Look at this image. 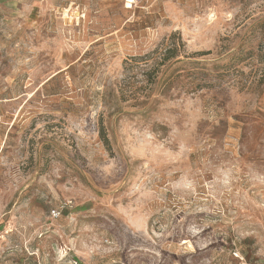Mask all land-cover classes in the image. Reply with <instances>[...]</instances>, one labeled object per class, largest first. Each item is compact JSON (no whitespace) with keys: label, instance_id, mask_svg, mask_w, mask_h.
Wrapping results in <instances>:
<instances>
[{"label":"rangeland","instance_id":"374dc122","mask_svg":"<svg viewBox=\"0 0 264 264\" xmlns=\"http://www.w3.org/2000/svg\"><path fill=\"white\" fill-rule=\"evenodd\" d=\"M0 264H264V0H0Z\"/></svg>","mask_w":264,"mask_h":264},{"label":"trees","instance_id":"16d2710c","mask_svg":"<svg viewBox=\"0 0 264 264\" xmlns=\"http://www.w3.org/2000/svg\"><path fill=\"white\" fill-rule=\"evenodd\" d=\"M176 50H177L176 46L167 47L165 49V51L162 53V57H161L160 61L158 62V65L163 64L164 61H166L168 59L170 60L172 57H176L177 56ZM204 53H206V52H204ZM204 53L202 52L201 54H204ZM158 72H159V67L154 68L152 70L153 76L149 79H146L148 82L146 84V86L151 85L150 83H154V78H156L158 76ZM199 86H201V85L198 84L197 87H199ZM100 136H101V139L103 140L104 144L108 145V139L105 137L102 127L100 128Z\"/></svg>","mask_w":264,"mask_h":264},{"label":"built area","instance_id":"2783aa9c","mask_svg":"<svg viewBox=\"0 0 264 264\" xmlns=\"http://www.w3.org/2000/svg\"><path fill=\"white\" fill-rule=\"evenodd\" d=\"M137 2V0H125V3L127 5H132V4H135ZM50 213L52 216H58L60 214V208L58 207H53L51 210H50Z\"/></svg>","mask_w":264,"mask_h":264}]
</instances>
